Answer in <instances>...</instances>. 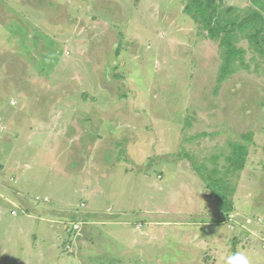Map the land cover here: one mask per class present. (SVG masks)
I'll return each instance as SVG.
<instances>
[{"label":"rangeland","instance_id":"rangeland-1","mask_svg":"<svg viewBox=\"0 0 264 264\" xmlns=\"http://www.w3.org/2000/svg\"><path fill=\"white\" fill-rule=\"evenodd\" d=\"M187 3L0 0V264H264V0Z\"/></svg>","mask_w":264,"mask_h":264},{"label":"trees","instance_id":"trees-1","mask_svg":"<svg viewBox=\"0 0 264 264\" xmlns=\"http://www.w3.org/2000/svg\"><path fill=\"white\" fill-rule=\"evenodd\" d=\"M207 1L205 6L202 4V0H188V3L186 7L184 8V11L186 13L191 14L192 18L198 19L199 21H202L205 23V25L208 27L213 20V16L215 14V10L213 9V14H208L206 8L210 7L214 0H205ZM259 5L261 10L264 12V5H261L259 3H256ZM206 7V8H205ZM254 16L260 18V14L255 12L253 13ZM197 174L201 176V179L207 183L208 188H212V192L215 196L216 201L219 203L221 207V211L224 212H230L232 210V206L230 201L227 200V196L225 193H222L221 190L223 189L221 186H219V182H214L213 178L211 176H208L204 173H201L198 170H195Z\"/></svg>","mask_w":264,"mask_h":264},{"label":"clouds","instance_id":"clouds-1","mask_svg":"<svg viewBox=\"0 0 264 264\" xmlns=\"http://www.w3.org/2000/svg\"><path fill=\"white\" fill-rule=\"evenodd\" d=\"M221 264H251L249 256L243 251L221 256Z\"/></svg>","mask_w":264,"mask_h":264},{"label":"crops","instance_id":"crops-1","mask_svg":"<svg viewBox=\"0 0 264 264\" xmlns=\"http://www.w3.org/2000/svg\"><path fill=\"white\" fill-rule=\"evenodd\" d=\"M13 17H11V19L9 20V24L8 25H10V32L9 33H7V37H6V39H9L11 42H6V43H4L3 41H1L0 42V47L4 50V48L2 47V45L3 46H5V47H7L8 45H12L13 44V41H14V39L16 38V36L14 35L15 34V31H14V26L16 27L17 26V24H18V22H16V21H18L19 19L17 18V17H15V19H12ZM12 24H13V26H12ZM12 52H15V51H12ZM57 116V114H55L54 115V117H56ZM95 116H98V114L96 113V115ZM36 121H33V122H31V124L32 125H35L34 123H35ZM31 134H34V132L32 131L31 132ZM8 203H9V201H8ZM11 206L13 205L14 206V203L12 204V203H9ZM9 214H10V212H9ZM12 214V213H11ZM24 216H27V217H29L30 215H27V214H23ZM11 216V215H10Z\"/></svg>","mask_w":264,"mask_h":264},{"label":"built area","instance_id":"built-area-1","mask_svg":"<svg viewBox=\"0 0 264 264\" xmlns=\"http://www.w3.org/2000/svg\"><path fill=\"white\" fill-rule=\"evenodd\" d=\"M12 214H13V213H12ZM69 230H70V229H69ZM72 230H73V231L77 230V226H76V225L72 226Z\"/></svg>","mask_w":264,"mask_h":264}]
</instances>
